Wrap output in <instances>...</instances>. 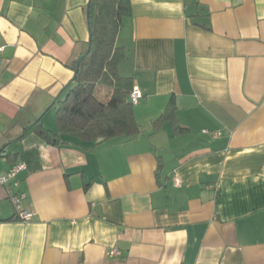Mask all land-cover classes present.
I'll use <instances>...</instances> for the list:
<instances>
[{
    "label": "crops",
    "instance_id": "obj_1",
    "mask_svg": "<svg viewBox=\"0 0 264 264\" xmlns=\"http://www.w3.org/2000/svg\"><path fill=\"white\" fill-rule=\"evenodd\" d=\"M90 1L0 0V264H264V0H130L140 133L97 142L55 107Z\"/></svg>",
    "mask_w": 264,
    "mask_h": 264
},
{
    "label": "trees",
    "instance_id": "obj_2",
    "mask_svg": "<svg viewBox=\"0 0 264 264\" xmlns=\"http://www.w3.org/2000/svg\"><path fill=\"white\" fill-rule=\"evenodd\" d=\"M130 10V0L90 1L89 48L81 63L74 66L75 80L55 105L60 131L93 142L140 133L135 105L130 100L133 79L119 72L126 53L117 45V36ZM32 130L46 134V138L57 136L41 123L33 125Z\"/></svg>",
    "mask_w": 264,
    "mask_h": 264
},
{
    "label": "built area",
    "instance_id": "obj_3",
    "mask_svg": "<svg viewBox=\"0 0 264 264\" xmlns=\"http://www.w3.org/2000/svg\"><path fill=\"white\" fill-rule=\"evenodd\" d=\"M144 95H143V91L141 89L140 86L138 85H134L131 93H130V100L133 103V105H138L141 100L143 99ZM205 133H208V131H205ZM220 135L219 133H213L212 137L213 138H218ZM25 169V165L24 164H18L16 166H14L9 172L4 173L1 177H0V185H7L11 182L14 181L15 178L17 177V175ZM175 184L177 186L181 185V180L178 176H175ZM16 186H18L17 182L15 183ZM10 198L12 203L15 206L16 209V213L18 215L19 218L24 219V220H30L32 218V214L23 210L21 208V196L17 193H15L14 191L10 192ZM121 255L119 249L112 248L109 251V256L110 257H119Z\"/></svg>",
    "mask_w": 264,
    "mask_h": 264
},
{
    "label": "water",
    "instance_id": "obj_4",
    "mask_svg": "<svg viewBox=\"0 0 264 264\" xmlns=\"http://www.w3.org/2000/svg\"><path fill=\"white\" fill-rule=\"evenodd\" d=\"M82 60H83V57H81V58L78 60V65L81 63Z\"/></svg>",
    "mask_w": 264,
    "mask_h": 264
}]
</instances>
